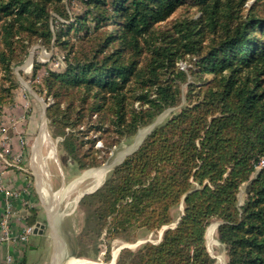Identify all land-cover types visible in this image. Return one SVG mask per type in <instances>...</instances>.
<instances>
[{
	"label": "trees",
	"instance_id": "1",
	"mask_svg": "<svg viewBox=\"0 0 264 264\" xmlns=\"http://www.w3.org/2000/svg\"><path fill=\"white\" fill-rule=\"evenodd\" d=\"M249 1L0 0V111L16 102L14 68L33 44L65 52L34 84L53 100L63 166L102 165L175 108L81 197L77 242L93 254L74 256L108 262L114 241L166 227L115 264H214L206 233L218 220L227 264H264V0ZM28 211L27 225L40 223Z\"/></svg>",
	"mask_w": 264,
	"mask_h": 264
},
{
	"label": "rangeland",
	"instance_id": "2",
	"mask_svg": "<svg viewBox=\"0 0 264 264\" xmlns=\"http://www.w3.org/2000/svg\"><path fill=\"white\" fill-rule=\"evenodd\" d=\"M251 1L252 0H250L249 2H251ZM74 9H75V11H78L79 8L77 7V5H75ZM54 53H55V58H52ZM64 55H65V52L61 49H58L57 47L50 50L47 47H45L44 45L33 44L29 48V53H28V56L25 59V61L22 64L15 66V68H14V73L21 83L20 86L22 85V83H26L31 88V90L33 91V93L35 95L34 102L29 104L26 107L27 114L31 115V116H29V118L31 117V121H32L31 131H30V133L26 139V141H27L26 145L27 146L29 145V147L31 146L32 141L34 140V137L38 133V129H39V128H37L38 123L42 124L44 122L41 118H42V114L44 112L45 103L49 102V98H51V97H48V98L45 97V91H43L42 93H39L37 91V89L35 88L34 84L36 82L41 81L42 76H44L47 73L48 67H52L53 69L62 68L65 64L64 63ZM35 60L41 62L44 65L42 66V68H40L38 75L35 77V79H33L32 78V72H33V63ZM179 64L184 66L185 68L189 65V63H187L186 61H180ZM205 77L212 78V75L207 74ZM26 94H27L26 91H24L22 87H18V89L15 90V98L19 95H21L23 97ZM6 107H10V106H6ZM4 108L5 107H3L2 110ZM2 110L0 111V117L3 114ZM174 110H175V108H170V109L164 111L160 115L161 121L163 119H165ZM141 132H143V135L140 136ZM146 132H147V126L141 128L137 132L136 135L130 137L129 139L123 140L119 145L114 146L112 148L110 154L108 155V158L102 163V165H100L98 167H102L105 165L110 167L114 163H117L118 161H120L121 158L127 152L131 151L133 148H135L140 143L142 138L144 136H146ZM55 144H56V142H55ZM97 146L98 147L102 146L101 141H99L97 143ZM55 150H56V147H55ZM25 163H26V166L29 169V171H31V173H32V169H31L30 164H29V157H27V160H25ZM53 165L55 166L56 164L53 163ZM54 166L51 167V174H52V181H53L52 188L56 189L60 186L61 178L57 174L56 167H54ZM74 172L79 173V170H77L75 164H70L67 175H70L69 173H74ZM107 172L105 170V175H104L102 181L99 183V185L102 184ZM77 177H75V178H77ZM75 178H73V179H75ZM33 179H34V175H33ZM33 181H34V189L36 190L35 180H33ZM92 182H93L92 179H86L83 183H81L79 185V190H82L85 187L90 186L92 184ZM68 185H65L64 187H62L59 190L65 189ZM243 188H244V186H242L241 191ZM49 191H50V186H49ZM58 191H56L55 193H52L50 191V194L52 195L51 197L52 198L54 197V199H56L55 200V206H56L55 211L56 210L57 211L55 213H53L50 209L48 211V205L47 204L42 205L41 200L37 195V200H38L37 205L41 207V219H40V221L46 225V230H47L48 236L50 238L49 242L51 245H50L48 252H44L41 249L40 254L35 255V258L32 259V261H30L31 264H53L54 259H55V257L58 256L59 252H61L62 255L64 254V256L65 255H73L75 253L90 254V255L93 254V251L90 248L80 246L77 242V235L79 234V232L82 228V216L83 215H82V212L80 211V209L78 208V203H77L78 198L76 199V193H71V194H68L66 196H63L60 199H57L56 194ZM75 200H76V202H75ZM59 202H60V204H59ZM58 205H59V207H58ZM48 221H50L51 223L49 224ZM217 221L218 220H214L211 223V225L213 227L211 230V233H210L211 234V239H210L211 243H210V245L207 244V247H208L210 253L212 254V256H215L216 261L214 264H225V262L227 261L225 246L223 244L219 243L215 237L216 236V222ZM211 225L208 227V229L211 227ZM208 229H207V233H208ZM160 231L156 232L157 236H156L155 232H150V233L141 232L140 238L137 241L132 242V243L122 242V241L116 240L112 244V249L118 245L123 246V244H126L128 246H129V244H131L133 246L130 248L134 249L145 240L157 241L159 239ZM157 237H158V239H157ZM206 242H207V240H206ZM103 246L104 245H102V244L100 245L101 248H104ZM112 249H111V251H112ZM118 253H119V251H118ZM111 257H112V253H111ZM88 258L93 260L94 262L101 261L102 263H105L104 252H102V251L98 254V259L94 260L90 257H88Z\"/></svg>",
	"mask_w": 264,
	"mask_h": 264
},
{
	"label": "crops",
	"instance_id": "3",
	"mask_svg": "<svg viewBox=\"0 0 264 264\" xmlns=\"http://www.w3.org/2000/svg\"><path fill=\"white\" fill-rule=\"evenodd\" d=\"M20 87H22L23 90L26 91L27 94L24 95L23 97L21 95L17 96L15 104L10 107H5L2 110L3 114L0 117V151L9 160L16 158L23 152V154H21L22 155V165H24L26 169H28L26 166L25 160H27V157H29V164L32 169V173H31L29 169L27 172H24L21 169L14 167V166L5 167L1 164L2 161L0 159V220L4 214V210L6 206V203H5L6 197H5L4 189L12 190L14 192L16 191L17 194H15V196H13V199H12V204L14 206L15 213L12 216V221H11V226H10V228H13V230L15 231H20L24 228V226L27 225L25 218L29 214V211H28L29 206L37 207L40 210L39 216H38V220H39L38 222H40V224H43L40 221L41 207L37 205V202H38L37 195L40 198L42 205L43 204L48 205V211H49V203L44 201L41 195V192L39 191L38 182H37L38 180H37V175H36L38 173L39 175L43 176L44 167L48 174V182L50 185V191L52 193H55L56 191H58L65 185H68L73 178L79 176L81 173L87 170V169H84V170L77 169L79 170V173L74 172V173H69L70 175H67L70 165L63 166L60 160V154L58 150L59 138L54 139L51 136L49 132V128H48L49 120L47 118V120L45 121L44 112L42 114L41 119L44 121L43 123L45 122L47 123L46 130H47L48 137L51 140L53 139L56 142V157H55L56 160L48 159L44 161L43 168H34L32 164V147H33V144L36 141H38L39 139L38 137L41 136L42 126L40 127L39 125L40 123H38L37 128L40 127V129H38V133L34 137V140L32 141L31 146L29 147L28 145V150L26 153L24 149L27 146L26 139L32 127L31 117L29 118V116L31 115L27 114L26 107L29 104L34 102L35 95L33 91L31 90V88L26 83H22ZM23 142H24V148L22 149ZM45 148L46 147H44L40 151V154L43 157L44 155L46 156L48 155V150H46ZM53 163H55L56 165L54 166ZM53 166L56 167L57 174L61 178L60 186L56 189L52 188L53 181H52L51 167ZM38 169H40L41 171ZM33 175H34V179H33ZM33 180H35L36 190L34 189ZM81 197L78 200H80ZM77 203H79V201H77ZM48 222L49 224L51 223L50 221ZM43 225L45 226L43 229V232L42 233L34 232L33 234L29 236L28 241L25 243H22L16 240L1 241L0 242V264H8L9 257L11 258L10 264H31L30 261H32V259L35 258V255L40 254L41 249L44 252H48L50 245H51L49 242L50 238L46 230V225L45 224ZM0 234H1V230H0Z\"/></svg>",
	"mask_w": 264,
	"mask_h": 264
},
{
	"label": "bare ground",
	"instance_id": "4",
	"mask_svg": "<svg viewBox=\"0 0 264 264\" xmlns=\"http://www.w3.org/2000/svg\"><path fill=\"white\" fill-rule=\"evenodd\" d=\"M31 61V60H30ZM46 121V120H45ZM46 122L43 124H40V127L42 126V133L41 136L38 137V141H36L33 144L32 147V164L34 168H43L44 161L50 159V160H56V144L55 141L50 139L47 134L46 130ZM39 127V129H40ZM143 135V132L140 133V136ZM46 147V150H48V155H44V157L40 154V151ZM57 162V161H56ZM104 168V169H103ZM37 170V169H36ZM40 170V169H38ZM105 170L107 172V167L102 166V167H93L85 170L83 173H81L77 178L73 179L70 184L63 190H59L56 194L57 199L62 198L63 196H66L71 193H76V199L80 198L82 196L83 191H93L96 187L99 186V183L102 181L104 175H105ZM41 171V170H40ZM43 176L37 175V182H38V187L39 191L41 192V195L44 199L45 202L49 203V209L55 213V200L54 197L52 198L50 191H49V182H48V174L47 171L44 167L43 171ZM42 174V173H41ZM86 179H92V184L82 190H79V185L83 183ZM101 185V184H100ZM77 199V201H78ZM76 202V200H75ZM74 202V203H75ZM75 205V204H74ZM73 205V206H74ZM60 216V215H59ZM212 225L208 229V233H206V240L207 244L210 245V239H211V230H212ZM133 245L129 244V247H132ZM120 245L115 246L111 253H112V260L102 263L101 261L94 262L93 260L86 258V257H65V261L63 263H60L61 260L64 257V254L62 255L61 252L58 253V256L55 257L53 264H115L116 263V258L118 255V251L120 249ZM210 247V246H209ZM211 248V247H210Z\"/></svg>",
	"mask_w": 264,
	"mask_h": 264
},
{
	"label": "built area",
	"instance_id": "5",
	"mask_svg": "<svg viewBox=\"0 0 264 264\" xmlns=\"http://www.w3.org/2000/svg\"><path fill=\"white\" fill-rule=\"evenodd\" d=\"M182 68H185L184 66L181 65ZM53 100L51 98H49V102H46L45 105H49ZM24 148V142L22 143V149ZM23 154V152L21 153ZM17 156L16 158H13L11 160L7 159L4 154L0 151V159H1V164L5 167L8 166H14L17 167L19 169H21L24 172H27L28 169H26V167L24 165H22V155ZM264 165V157L261 158L259 165L257 166V168H259L260 166ZM5 192V197H6V206H5V210H4V214L0 220V230H1V234H0V242L1 241H10V240H16L22 243H25L28 241V238L31 234L34 233V228L36 226L35 225H26L24 226V228L20 231H15L13 230V228H10L11 226V221H12V216L14 215L15 211H14V206L12 204V199L13 196H15V194H17V192L12 191V190H8V189H4ZM11 263V258H8V264Z\"/></svg>",
	"mask_w": 264,
	"mask_h": 264
},
{
	"label": "water",
	"instance_id": "6",
	"mask_svg": "<svg viewBox=\"0 0 264 264\" xmlns=\"http://www.w3.org/2000/svg\"><path fill=\"white\" fill-rule=\"evenodd\" d=\"M47 106L48 105H45V107H44V118H45V120H47V115H46V109H47ZM161 122V118H160V116H158L157 118H156V120L152 123V124H150V125H148L147 126V132H146V135L152 130V128L155 126V125H157L158 123H160ZM47 129V128H46ZM145 137V136H144ZM144 137L142 138V140L140 141V143L135 147V148H133L131 151H129V152H127L122 158H121V160L120 161H118L117 163H114L113 165H111L110 167L109 166H107V165H105L106 167H107V171H109V170H111L115 165H117L119 162H121L122 160H123V158L124 157H126L128 154H130L132 151H134L141 143H142V141H143V139H144ZM100 186V185H99ZM98 186V187H99ZM98 187H96L93 191H95ZM244 190V188L242 189V191ZM93 191H85V192H83V194H82V196L84 195V194H86V193H91V192H93ZM79 201V200H78ZM221 223V221H217L216 222V227L219 225ZM174 225V224H173ZM44 225L43 224H40V223H37L36 224V226H35V228H34V232L35 233H37V232H39V233H42L43 232V229H44ZM164 228H166V227H164ZM163 228V229H164ZM163 229L160 231V233H159V239L157 240V241H159L160 240V237H161V234H162V231H163ZM146 241H149V240H145V241H143V242H146ZM124 247H128V248H130L128 245H126V244H123V246H121L120 247V249H119V251L122 249V248H124ZM209 250V249H208ZM210 252V251H209ZM212 255V254H211ZM70 256H74V255H65L64 257H63V259L61 260V262L60 263H63L64 261H65V257H70ZM74 257H76V256H74ZM213 257H215V256H213ZM111 260H112V258H111ZM225 264H227V261L225 262Z\"/></svg>",
	"mask_w": 264,
	"mask_h": 264
}]
</instances>
